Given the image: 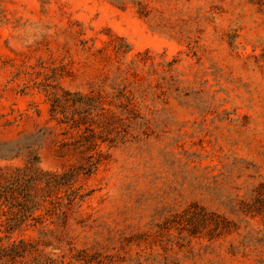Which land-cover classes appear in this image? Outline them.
Returning <instances> with one entry per match:
<instances>
[{
	"label": "rangeland",
	"instance_id": "1",
	"mask_svg": "<svg viewBox=\"0 0 264 264\" xmlns=\"http://www.w3.org/2000/svg\"><path fill=\"white\" fill-rule=\"evenodd\" d=\"M32 154L76 175L0 264H264V0H0V176Z\"/></svg>",
	"mask_w": 264,
	"mask_h": 264
},
{
	"label": "trees",
	"instance_id": "2",
	"mask_svg": "<svg viewBox=\"0 0 264 264\" xmlns=\"http://www.w3.org/2000/svg\"><path fill=\"white\" fill-rule=\"evenodd\" d=\"M54 101L57 103L56 99ZM54 110L57 111L56 105ZM18 157L19 154H15L10 159ZM39 164V155L32 154L24 167L8 168V173L0 176V208H3L5 214H10L5 220L8 231H14L26 223L38 209L39 203L35 200L36 193H34L38 186H43L45 192H50L59 185L61 188L65 187L66 182H71L76 175L72 170L63 173L43 171ZM20 197L25 199L23 204L18 200ZM18 207L24 210L17 211Z\"/></svg>",
	"mask_w": 264,
	"mask_h": 264
}]
</instances>
